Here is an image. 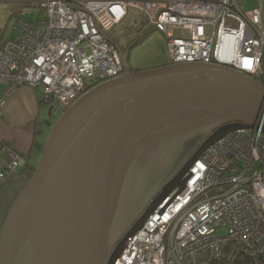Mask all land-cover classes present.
<instances>
[{
	"label": "built area",
	"instance_id": "obj_1",
	"mask_svg": "<svg viewBox=\"0 0 264 264\" xmlns=\"http://www.w3.org/2000/svg\"><path fill=\"white\" fill-rule=\"evenodd\" d=\"M242 1L0 0V9L26 6L46 15L36 24L20 21L18 38L0 46V83L6 87L0 117L22 86L42 87L57 115L97 85L124 76L127 55L112 31L131 9L144 28L167 36L166 65L225 66L264 85V3L246 9ZM2 152L0 183L26 164L10 147ZM188 175L186 188L170 194L115 264H264L262 130L228 133Z\"/></svg>",
	"mask_w": 264,
	"mask_h": 264
},
{
	"label": "water",
	"instance_id": "obj_2",
	"mask_svg": "<svg viewBox=\"0 0 264 264\" xmlns=\"http://www.w3.org/2000/svg\"><path fill=\"white\" fill-rule=\"evenodd\" d=\"M239 129L264 133V85L253 78L218 65L138 72L127 66L124 76L88 91L52 128L1 228L0 264H115L170 194L186 188L200 156ZM202 130L212 132L124 233L149 201L121 226L117 192L128 166L158 143Z\"/></svg>",
	"mask_w": 264,
	"mask_h": 264
},
{
	"label": "rangeland",
	"instance_id": "obj_3",
	"mask_svg": "<svg viewBox=\"0 0 264 264\" xmlns=\"http://www.w3.org/2000/svg\"><path fill=\"white\" fill-rule=\"evenodd\" d=\"M242 3L246 9H253L260 7L264 3V0H244ZM2 10H0V29L4 36L11 35L12 38L16 39L19 36L17 26L20 21L36 24L46 17L44 11L26 6L10 8L8 11L13 14L10 18L5 17V11ZM140 19L141 15L138 10L131 9L127 19L112 31L114 40L127 55L126 63L131 72L145 71L167 64V36L163 32L158 30L154 31L145 42L135 47H131L132 40L130 38L123 36L127 32L136 30L139 27ZM86 83L93 84V80L87 79ZM49 106L46 105L47 108ZM63 114L64 112L62 111L57 115L51 114L48 116V120L55 125ZM204 131L195 132L188 136L187 134H183L169 140L162 146L158 145L160 148L157 147L155 150L151 149V154H146L144 159L139 160L134 165L133 170H131L132 172L128 173L127 178L122 181L120 185L121 189H118L119 191L117 193V215L122 227H125L149 200L133 222L141 217L161 189L176 176L200 144L207 138L208 134L204 137ZM174 170L176 171L174 172ZM171 173L173 175L149 199ZM132 223L124 233L128 231ZM219 233L223 235L226 233V230L221 228L219 229ZM117 244L116 242L109 254L113 252ZM107 263L108 259L105 261V264Z\"/></svg>",
	"mask_w": 264,
	"mask_h": 264
},
{
	"label": "crops",
	"instance_id": "obj_4",
	"mask_svg": "<svg viewBox=\"0 0 264 264\" xmlns=\"http://www.w3.org/2000/svg\"><path fill=\"white\" fill-rule=\"evenodd\" d=\"M8 10L10 8L2 11H5V17L10 18L13 14ZM7 39L16 38L4 36L1 31L0 46ZM5 90V85L0 83V97L4 96ZM46 105L49 104L44 101L42 87L22 86L7 98L3 107L0 117V157H5L1 149V145L5 144L4 147H13L24 154L28 158V166L18 168L0 187V231L12 204L28 181L29 173L38 166L54 127L48 120L50 106L47 108Z\"/></svg>",
	"mask_w": 264,
	"mask_h": 264
},
{
	"label": "trees",
	"instance_id": "obj_5",
	"mask_svg": "<svg viewBox=\"0 0 264 264\" xmlns=\"http://www.w3.org/2000/svg\"><path fill=\"white\" fill-rule=\"evenodd\" d=\"M155 30L153 28H144V25H142V23H139V27L132 31V32H127L126 34H124V37L130 38L132 40V46L131 47H135L137 45L142 44L143 42H145V40L154 32ZM6 41V40H5ZM5 146V144L1 145V149ZM13 150H15L16 152H18L16 149H14L13 147H11ZM20 153V152H19ZM26 160V164L24 165V168H26L28 166V158L20 153ZM1 187V185H0Z\"/></svg>",
	"mask_w": 264,
	"mask_h": 264
},
{
	"label": "bare ground",
	"instance_id": "obj_6",
	"mask_svg": "<svg viewBox=\"0 0 264 264\" xmlns=\"http://www.w3.org/2000/svg\"><path fill=\"white\" fill-rule=\"evenodd\" d=\"M178 139V138H177ZM168 142V140L167 141H164V142H161V143H158L155 147H153L152 148V150L154 149H156L157 147H159V146H162V145H164V144H166ZM159 145V146H158ZM160 148V147H159ZM147 155H149V154H151V151H149L148 153H146ZM146 154L141 158V159H139V160H142V159H144L145 158V156H146ZM139 160L138 161H136V162H134V163H132V164H130L129 166H128V168L125 170V172H127L125 175H123L122 174V176H121V179H120V182H119V187H120V185H121V183H122V181H124L126 178H127V176L129 175L128 173H130V172H132L131 170H133V168H134V165L136 164V163H138L139 162ZM128 174V175H127ZM118 187V189L120 190L121 189V187L119 188ZM118 190V191H119ZM118 193V192H117ZM137 220V219H136ZM134 223V222H133ZM132 223V224H133Z\"/></svg>",
	"mask_w": 264,
	"mask_h": 264
},
{
	"label": "flooded vegetation",
	"instance_id": "obj_7",
	"mask_svg": "<svg viewBox=\"0 0 264 264\" xmlns=\"http://www.w3.org/2000/svg\"><path fill=\"white\" fill-rule=\"evenodd\" d=\"M208 132L209 131H207V132H205V134H204V137L208 134ZM7 180V179H6ZM6 180L5 181H3V182H1V184L0 185H3L5 182H6ZM114 247V246H113ZM113 247L111 248V249H113Z\"/></svg>",
	"mask_w": 264,
	"mask_h": 264
}]
</instances>
